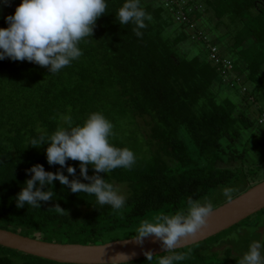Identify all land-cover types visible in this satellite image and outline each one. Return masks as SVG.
Wrapping results in <instances>:
<instances>
[{
  "label": "trees",
  "instance_id": "16d2710c",
  "mask_svg": "<svg viewBox=\"0 0 264 264\" xmlns=\"http://www.w3.org/2000/svg\"><path fill=\"white\" fill-rule=\"evenodd\" d=\"M106 2L92 37L79 44L83 55L60 72L27 60H0V229L45 242L104 244L111 231L187 208L189 197L199 200L242 175H264V0H191L190 23L178 22L163 0H141L152 16L141 37L134 24L116 20L125 0ZM14 13L9 0L0 3V28ZM231 24L234 30H222ZM212 46L220 62L210 58ZM223 60L232 65L226 73ZM93 112L112 122L110 143L135 155L131 169L107 174L87 166L89 176L127 184L124 207L100 205L94 195L74 194L54 181L42 189L54 192L52 200L41 208H17L33 165L90 182L80 176L79 161L49 165L48 145L31 141L67 127L64 116L76 126ZM210 240L174 251L186 256L176 264H239L230 250L216 252ZM172 254L129 264H158ZM0 264L59 263L0 246Z\"/></svg>",
  "mask_w": 264,
  "mask_h": 264
},
{
  "label": "clouds",
  "instance_id": "9594fccd",
  "mask_svg": "<svg viewBox=\"0 0 264 264\" xmlns=\"http://www.w3.org/2000/svg\"><path fill=\"white\" fill-rule=\"evenodd\" d=\"M8 0H0L6 4ZM141 0H125L118 9L116 20L120 25L130 22L137 37L142 36L140 29L147 27L151 14L141 6ZM106 0H21L14 15L5 18L7 28H0V60L9 58L48 67L50 73H58L78 60L83 52L79 44L93 34L98 18L106 13ZM67 127H58L50 136L41 135L31 141V146L40 147L47 144L46 158L49 165L66 166L71 159L80 162V176L89 183L79 179L69 180L59 170L55 173L45 171L43 165H33L26 171L31 178L26 187L17 194L16 207L30 205L41 208V202L52 200L53 191H44L46 185L53 186L54 181L67 186L74 194L94 195L100 205H110L120 210L124 207L125 197L111 183L99 175H88V165L95 173H110L117 168L131 169L135 164V155L128 148H118L110 143L113 124L101 112L88 115L83 124L72 126L70 116L62 117ZM67 173L75 176L76 169L67 166ZM232 188H224L222 195L232 199ZM187 211L175 214L154 215L151 219L141 220L136 228L135 242L143 245L145 238L154 236L160 241L165 252L172 255L162 256L158 264H176L186 259L184 254H175L174 249L182 239L194 237L198 231L207 226V218L214 210L211 201L187 200ZM59 212L64 210L57 205ZM264 244L253 241L239 264H264L262 255ZM151 259L150 252H145ZM111 264H129L128 257L118 253L111 259Z\"/></svg>",
  "mask_w": 264,
  "mask_h": 264
},
{
  "label": "water",
  "instance_id": "95a60500",
  "mask_svg": "<svg viewBox=\"0 0 264 264\" xmlns=\"http://www.w3.org/2000/svg\"><path fill=\"white\" fill-rule=\"evenodd\" d=\"M264 210V180L228 203L216 208L207 218V226L194 237L182 239L174 251L211 239ZM0 246L59 264H111L118 253L125 254L129 263L162 255L166 250L154 236L145 238L143 245L134 239L101 245L61 244L45 242L19 233L0 229Z\"/></svg>",
  "mask_w": 264,
  "mask_h": 264
},
{
  "label": "rangeland",
  "instance_id": "374dc122",
  "mask_svg": "<svg viewBox=\"0 0 264 264\" xmlns=\"http://www.w3.org/2000/svg\"><path fill=\"white\" fill-rule=\"evenodd\" d=\"M21 0H9V5L11 7L12 11H15V9L20 5ZM194 8H197V6H194ZM193 8V9H194ZM203 11V9H202ZM213 15V12L209 13L207 16H203V20H206L208 16ZM195 25V24H194ZM232 25V24H231ZM196 26V25H195ZM236 26L233 24L230 28L226 27L222 30L227 29V31L234 30ZM236 31H238L236 29ZM247 34V32H245ZM254 146L252 145V148ZM251 148V146H250ZM257 148V146H255ZM258 151V150H257ZM264 152V151H263ZM254 155V152L252 153ZM256 155V154H255ZM257 158L255 157V160ZM264 173V167L262 169ZM263 177V178H262ZM264 175L260 173L257 178L251 179L248 178L246 175L239 176L238 179L232 181L229 185H223L219 186L215 189H213L210 193L207 195L201 197L199 200L200 201H205V199L209 200L212 202L214 205V209L226 204L229 202L223 195V189L224 188H232L233 193H232V199L240 196L241 194L245 193L248 191L250 188L255 186L254 184H258L259 182L263 181ZM253 181V182H249ZM114 188L125 197V199L129 195V188L127 184L125 183H115ZM230 200V201H231ZM187 208L180 209L176 212H186ZM176 212H171V213H166L163 212L164 214H175ZM161 213V212H160ZM157 215V214H156ZM153 217V216H152ZM150 217V219L152 218ZM249 220V218L247 219ZM243 221L239 226H235L234 228H231L221 234H219L217 237L211 238L210 240V245L215 248V251L220 253V254H225L227 250H230L231 253L240 259H242L243 255L248 251L249 245L253 241H259L263 242L264 238V213H257L254 216L250 217L249 221ZM138 225L132 227V228H123L119 230H114L111 231L110 233L106 234L104 236V243L108 242H115V241H124V240H129V239H134L136 238V228ZM98 243V242H97ZM67 244V243H65ZM98 245V244H97ZM101 245V244H99ZM262 255H263V250Z\"/></svg>",
  "mask_w": 264,
  "mask_h": 264
},
{
  "label": "built area",
  "instance_id": "2783aa9c",
  "mask_svg": "<svg viewBox=\"0 0 264 264\" xmlns=\"http://www.w3.org/2000/svg\"><path fill=\"white\" fill-rule=\"evenodd\" d=\"M190 1L191 0H163L166 8H169V10L171 11H175L176 19L180 23H190V19L188 17V12H191L192 10V7L191 8L188 7ZM190 25L192 26V28H195V25L193 23H191ZM193 38L195 39L196 37H193ZM198 38L201 39V35H199ZM205 39L206 38L204 37V40ZM210 58L215 62L221 61V57L218 54L217 46L211 47ZM222 63H223L225 73L232 69V65L229 61L223 60ZM263 122H264V115L260 119V123H263Z\"/></svg>",
  "mask_w": 264,
  "mask_h": 264
}]
</instances>
